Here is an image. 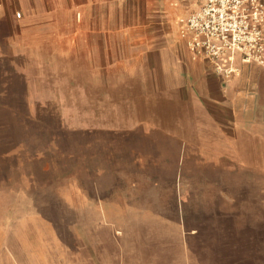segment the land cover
Instances as JSON below:
<instances>
[{"label":"rangeland","instance_id":"1","mask_svg":"<svg viewBox=\"0 0 264 264\" xmlns=\"http://www.w3.org/2000/svg\"><path fill=\"white\" fill-rule=\"evenodd\" d=\"M182 4L98 5L50 55L49 95L0 129V264H264V121L201 119Z\"/></svg>","mask_w":264,"mask_h":264},{"label":"crops","instance_id":"2","mask_svg":"<svg viewBox=\"0 0 264 264\" xmlns=\"http://www.w3.org/2000/svg\"><path fill=\"white\" fill-rule=\"evenodd\" d=\"M112 2L0 0V129L16 122L17 113L26 111L32 96L49 95L50 71L63 72L62 67H50V55H56L60 60L56 64H63L66 55L59 49L74 42L80 46L86 35L89 37L96 31L95 25L90 24L93 10L98 5L111 7ZM191 60L182 56V63L200 88L201 119L207 122L208 128H216L214 133L217 136L224 138V122L227 120H234L238 127H242L238 122L242 121L244 113L256 112V116L252 114L255 119L264 121V114L258 116V111L264 113V68L261 67L264 65L238 61L243 75L231 80L218 74L208 59L192 56ZM250 89L262 96L257 102L259 110L254 111L253 104L248 102L247 91ZM48 108L43 104L39 109L48 111ZM248 133L262 136L257 130Z\"/></svg>","mask_w":264,"mask_h":264},{"label":"built area","instance_id":"3","mask_svg":"<svg viewBox=\"0 0 264 264\" xmlns=\"http://www.w3.org/2000/svg\"><path fill=\"white\" fill-rule=\"evenodd\" d=\"M181 40L194 58L211 61L230 79L237 62L264 65V0H183Z\"/></svg>","mask_w":264,"mask_h":264}]
</instances>
